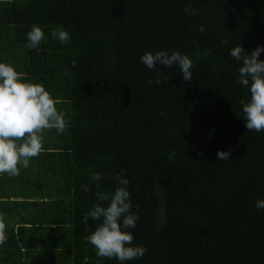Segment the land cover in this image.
<instances>
[{"label":"trees","instance_id":"obj_1","mask_svg":"<svg viewBox=\"0 0 264 264\" xmlns=\"http://www.w3.org/2000/svg\"><path fill=\"white\" fill-rule=\"evenodd\" d=\"M189 3L197 15L183 11ZM262 11L255 0H0V63L42 85L70 120L62 134L43 130L40 155L0 187V264H28L44 250L68 264H121L86 239L102 223L88 213L108 204L95 193H114L116 175L140 217L133 245L147 249L124 264H264V209L255 206L264 131L245 127L240 101L250 93L229 55L264 46ZM32 25L47 37L39 51L26 47ZM57 26L69 43L52 38ZM163 50L191 59V82L177 65L150 70L140 60ZM158 73L162 83H147ZM89 168L102 174L99 189Z\"/></svg>","mask_w":264,"mask_h":264},{"label":"clouds","instance_id":"obj_2","mask_svg":"<svg viewBox=\"0 0 264 264\" xmlns=\"http://www.w3.org/2000/svg\"><path fill=\"white\" fill-rule=\"evenodd\" d=\"M183 11L190 16L197 15V10L191 3ZM198 31L202 34L205 31L204 26L200 25ZM51 36L62 44L71 41L69 32L62 26H57ZM27 41L28 49L39 51L40 45L47 42V37L40 26L32 25L27 33ZM221 43L227 44L228 41L225 39ZM196 44L193 41V45ZM262 52L264 46H257L249 55L240 44L229 52L231 58L241 62L239 83L247 87L250 93L249 102L240 101L247 131H264V61L259 59ZM140 60L150 70H155L157 64L165 67L177 65L185 82L193 80L192 61L179 51L171 54L167 50L157 51L155 54L146 52ZM160 75L158 73L154 81L150 78L147 83H162ZM23 76L24 73H18L11 64L0 63V174L7 173L10 177L20 175L18 165L28 168L30 158L40 155L43 149V130L55 129L62 134L70 126L67 114L57 110L56 105L60 101L53 99L42 85L21 82ZM17 141L22 143L18 144ZM198 155L202 156L203 153ZM217 156L220 161L228 160L231 150L219 151ZM89 172L90 178L97 182L95 186L99 189L102 174L92 172L91 168ZM113 179L120 185L114 193H95L98 201H107L108 204L104 207L97 203L88 213L93 220L102 219V223L86 239L95 247L98 257L114 258L124 264L126 261L142 258L147 249L134 246V236L129 231L136 227V222L140 219L138 214L131 211L129 181L120 175ZM81 188L85 193L91 191L86 185H81ZM255 206L258 210L264 209V200H257ZM5 227V216L0 213V245L6 243Z\"/></svg>","mask_w":264,"mask_h":264},{"label":"crops","instance_id":"obj_3","mask_svg":"<svg viewBox=\"0 0 264 264\" xmlns=\"http://www.w3.org/2000/svg\"><path fill=\"white\" fill-rule=\"evenodd\" d=\"M14 177H10L7 173L0 174V187H3L7 183H9V180L14 181ZM11 200V199H10ZM55 252V250H52ZM52 251L44 250L45 255L42 256H35L33 258H30L28 261V264H68L63 263L62 259L59 257L52 255Z\"/></svg>","mask_w":264,"mask_h":264},{"label":"rangeland","instance_id":"obj_4","mask_svg":"<svg viewBox=\"0 0 264 264\" xmlns=\"http://www.w3.org/2000/svg\"><path fill=\"white\" fill-rule=\"evenodd\" d=\"M259 3H261L263 5V11H262V15L264 16V0H255ZM156 193V199H157V203H156V221L157 223L161 222V217H162V207H161V200L159 199V194L158 191L155 192Z\"/></svg>","mask_w":264,"mask_h":264}]
</instances>
